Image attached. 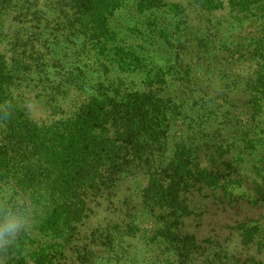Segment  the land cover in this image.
Wrapping results in <instances>:
<instances>
[{
	"label": "trees",
	"instance_id": "obj_1",
	"mask_svg": "<svg viewBox=\"0 0 264 264\" xmlns=\"http://www.w3.org/2000/svg\"><path fill=\"white\" fill-rule=\"evenodd\" d=\"M191 10L227 11L228 32H256L216 36L222 20ZM139 176L149 264H188L210 247L190 228L215 214L209 195L260 200L264 0H0V200H22L31 220L7 264H132L118 244L143 238L128 194ZM246 218L243 242L264 246Z\"/></svg>",
	"mask_w": 264,
	"mask_h": 264
},
{
	"label": "rangeland",
	"instance_id": "obj_2",
	"mask_svg": "<svg viewBox=\"0 0 264 264\" xmlns=\"http://www.w3.org/2000/svg\"><path fill=\"white\" fill-rule=\"evenodd\" d=\"M187 14L190 16V18H192L191 20L193 21L194 17L196 19L195 22H198L199 19H201L200 21L202 22H206L208 21V19H211L213 23H217L218 21L222 20V24H216V28L218 29V33L216 34V36L227 35L232 36L231 39L240 40L241 37L247 36V33L256 32L255 26H245L241 29L237 28L233 30L232 33L228 32L231 22L229 20H224L227 19L225 17L227 11H217L210 13L209 15L206 12H201V14H198L191 10L188 11ZM124 16V12L117 15L116 19L118 20H115L116 24L114 23L116 27L119 26V22ZM207 17L208 19H206ZM190 62H192L193 64L195 61ZM242 71L246 72V69H242ZM193 75L197 77L201 76L197 69L195 70ZM213 79L216 85L221 82L218 81L215 73ZM30 109L33 114L41 115L45 113L46 105L44 103L36 104L35 102H33V104L30 105ZM239 110H241V108L237 107L235 108L234 112H239ZM233 119L236 121L238 126H242L245 116L243 115V113L234 114ZM237 125L234 124L232 129L237 127ZM241 171L245 174L244 176L248 178V180L246 181V185L251 184L252 186L251 180H257V177L254 175L250 160H244V162L242 163ZM143 183V178H141L140 176L137 178L135 177L132 180H129V186L131 190H128V194L131 199L129 205L131 207L133 205L136 206L133 211L139 220L138 224L140 226V230L138 233L143 238L139 240L137 238L135 239L127 237L126 241L118 244L123 248V251L127 253V256L123 257V260L126 259V262L130 260V263L132 264H149L154 260V256L152 255L151 250L147 247V245H144L143 240L147 237L146 233L151 232L155 227L153 222L154 220L148 215V211H146L145 209H141L139 207L140 205H138V189L140 188V184ZM126 184L128 183L126 182ZM123 185H125V183H123ZM259 185H261L262 190L261 194L256 193L257 198L260 199L257 200V202L252 203L248 198L244 197V199L242 200V202L244 203L241 204V206H231L229 204H220V201H217V199L213 198L211 195H209V198L203 199L208 203L205 204L207 206V209H210V211H213V209H215V214H212V212H210L206 218H201L199 220H197V218H194L195 220H191L190 228L196 233V237L199 240L210 237L214 241L210 244V247H208L207 243H202V246H204L203 253L198 254L196 259L188 264H253L252 259L257 261L260 260L264 263V246H259V244H257L256 242V239L250 243L243 242V237H241L240 230L236 228L237 223L242 222L243 220H247L246 217L248 216L259 223L261 229H264V194H262L264 193V183L262 180L260 181ZM103 253L104 252L99 253V263H103L106 261V258L101 257ZM117 260L118 263L121 262L119 259Z\"/></svg>",
	"mask_w": 264,
	"mask_h": 264
},
{
	"label": "clouds",
	"instance_id": "obj_3",
	"mask_svg": "<svg viewBox=\"0 0 264 264\" xmlns=\"http://www.w3.org/2000/svg\"><path fill=\"white\" fill-rule=\"evenodd\" d=\"M30 223L22 200L15 205L0 200V264H7L10 258L9 250L30 227Z\"/></svg>",
	"mask_w": 264,
	"mask_h": 264
}]
</instances>
